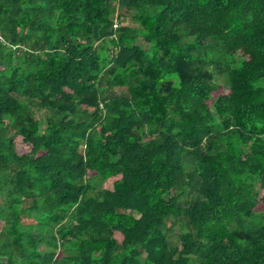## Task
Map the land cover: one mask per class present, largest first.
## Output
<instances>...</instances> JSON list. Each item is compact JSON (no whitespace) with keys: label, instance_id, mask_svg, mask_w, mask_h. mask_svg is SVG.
I'll return each mask as SVG.
<instances>
[{"label":"trees","instance_id":"trees-1","mask_svg":"<svg viewBox=\"0 0 264 264\" xmlns=\"http://www.w3.org/2000/svg\"><path fill=\"white\" fill-rule=\"evenodd\" d=\"M0 264H264V0H0Z\"/></svg>","mask_w":264,"mask_h":264},{"label":"rangeland","instance_id":"rangeland-1","mask_svg":"<svg viewBox=\"0 0 264 264\" xmlns=\"http://www.w3.org/2000/svg\"><path fill=\"white\" fill-rule=\"evenodd\" d=\"M121 22L129 24V25L134 24V21H132L131 18L127 17V16L124 17L122 19V21H116L117 24H119ZM186 39H189V38H186ZM138 41H141V40H138ZM235 56L239 57L240 54L236 53ZM214 79H215V82L221 86V89L219 91H224V90L226 91L227 90L226 89L227 88V79H226V76L224 75V73L215 75ZM45 248H46V245H43L42 248H40V249L43 251Z\"/></svg>","mask_w":264,"mask_h":264},{"label":"water","instance_id":"water-1","mask_svg":"<svg viewBox=\"0 0 264 264\" xmlns=\"http://www.w3.org/2000/svg\"><path fill=\"white\" fill-rule=\"evenodd\" d=\"M111 29H112V26L109 27V30H111Z\"/></svg>","mask_w":264,"mask_h":264},{"label":"built area","instance_id":"built-area-1","mask_svg":"<svg viewBox=\"0 0 264 264\" xmlns=\"http://www.w3.org/2000/svg\"><path fill=\"white\" fill-rule=\"evenodd\" d=\"M116 24L114 23L113 26H115Z\"/></svg>","mask_w":264,"mask_h":264},{"label":"clouds","instance_id":"clouds-1","mask_svg":"<svg viewBox=\"0 0 264 264\" xmlns=\"http://www.w3.org/2000/svg\"><path fill=\"white\" fill-rule=\"evenodd\" d=\"M116 23V22H115ZM116 25H117V23H116ZM112 27H114V26H112Z\"/></svg>","mask_w":264,"mask_h":264}]
</instances>
